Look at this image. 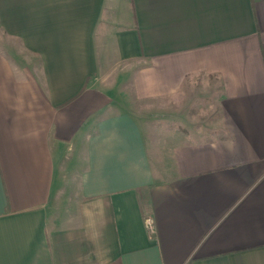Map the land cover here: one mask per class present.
Returning <instances> with one entry per match:
<instances>
[{"label": "crops", "instance_id": "crops-1", "mask_svg": "<svg viewBox=\"0 0 264 264\" xmlns=\"http://www.w3.org/2000/svg\"><path fill=\"white\" fill-rule=\"evenodd\" d=\"M0 264H264V0H0Z\"/></svg>", "mask_w": 264, "mask_h": 264}, {"label": "rangeland", "instance_id": "rangeland-1", "mask_svg": "<svg viewBox=\"0 0 264 264\" xmlns=\"http://www.w3.org/2000/svg\"><path fill=\"white\" fill-rule=\"evenodd\" d=\"M5 50L7 52V55H19L22 59H27V57L31 58L29 54H26L22 49H20V46L14 43L13 46H9L8 44L5 45ZM126 108L130 110L132 113L135 114H148L145 116V118H150L149 113H151L152 108L158 106L155 105L154 102L151 101H138V102H131L130 104L128 102H125ZM165 106V104L163 105ZM152 107V108H151Z\"/></svg>", "mask_w": 264, "mask_h": 264}, {"label": "built area", "instance_id": "built-area-1", "mask_svg": "<svg viewBox=\"0 0 264 264\" xmlns=\"http://www.w3.org/2000/svg\"><path fill=\"white\" fill-rule=\"evenodd\" d=\"M144 221V227L146 228L145 230L148 231V233L152 234L154 231V221L153 218H151L149 215H146L143 217Z\"/></svg>", "mask_w": 264, "mask_h": 264}]
</instances>
